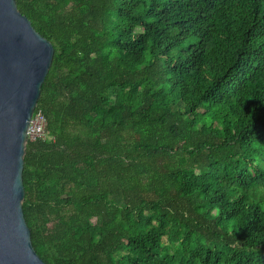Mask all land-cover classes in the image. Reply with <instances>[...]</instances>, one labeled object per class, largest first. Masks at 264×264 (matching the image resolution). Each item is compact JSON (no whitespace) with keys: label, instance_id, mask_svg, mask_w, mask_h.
Returning <instances> with one entry per match:
<instances>
[{"label":"trees","instance_id":"obj_1","mask_svg":"<svg viewBox=\"0 0 264 264\" xmlns=\"http://www.w3.org/2000/svg\"><path fill=\"white\" fill-rule=\"evenodd\" d=\"M54 50L23 216L45 264H264V0H15Z\"/></svg>","mask_w":264,"mask_h":264},{"label":"water","instance_id":"obj_2","mask_svg":"<svg viewBox=\"0 0 264 264\" xmlns=\"http://www.w3.org/2000/svg\"><path fill=\"white\" fill-rule=\"evenodd\" d=\"M54 50L22 15L0 0V264H45L23 216L27 132Z\"/></svg>","mask_w":264,"mask_h":264},{"label":"built area","instance_id":"obj_3","mask_svg":"<svg viewBox=\"0 0 264 264\" xmlns=\"http://www.w3.org/2000/svg\"><path fill=\"white\" fill-rule=\"evenodd\" d=\"M45 124L46 120L43 116H41L40 114H33L27 132L28 141H34L37 138L44 139L45 137H47L45 132Z\"/></svg>","mask_w":264,"mask_h":264}]
</instances>
